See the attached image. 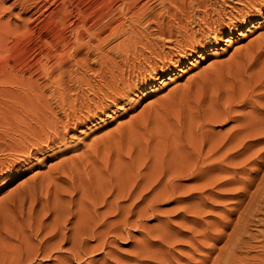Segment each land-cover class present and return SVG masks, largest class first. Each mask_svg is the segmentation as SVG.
<instances>
[{
  "label": "rangeland",
  "instance_id": "rangeland-1",
  "mask_svg": "<svg viewBox=\"0 0 264 264\" xmlns=\"http://www.w3.org/2000/svg\"><path fill=\"white\" fill-rule=\"evenodd\" d=\"M90 1L84 27L77 0H0V264H264V84L257 109L233 107L240 120L215 122L202 149L190 146L199 123L248 93L245 79L264 67L262 0H209L199 25L166 24L171 37L130 21L128 0L94 24L108 0ZM158 1L139 4L158 13ZM246 11L250 23L237 22ZM229 19L237 30L205 40ZM250 50L263 57L242 80L236 64ZM156 75L152 91L138 90ZM187 147L198 176L174 197L156 203V190L131 183L132 196L115 200L128 176L183 167ZM101 189L107 204L94 203ZM111 203L118 216L106 214ZM81 216L91 229L72 237Z\"/></svg>",
  "mask_w": 264,
  "mask_h": 264
},
{
  "label": "bare ground",
  "instance_id": "bare-ground-1",
  "mask_svg": "<svg viewBox=\"0 0 264 264\" xmlns=\"http://www.w3.org/2000/svg\"><path fill=\"white\" fill-rule=\"evenodd\" d=\"M113 1H115V0H108L106 4L104 3V1H101V4H102L101 7L105 8V10L104 9H103L104 11L98 10L97 13H95L96 17H95V19H93L94 24L100 23L101 20L106 19V17H109V15L111 13L109 8H110V5ZM207 1H209V0H159L158 6H160V9H159V12L156 13V12H153V10L151 8L146 6V2H141V4H139L140 0H128L126 4H129V8L126 9V12L128 14H130L129 15L130 21H135V20L140 21L142 18H144L146 22L149 21L151 23V21H153V23L156 24L155 30H156L157 35H160L162 37L163 36L164 37L165 36L171 37L172 36L171 29L166 28L164 26H166V24H169L170 21H174V20L176 21V19L178 20V22H181L182 21L181 16H183L185 19H188V20L190 19L192 23L195 22L197 25H199V23H198L199 20H198V17L196 15L204 13L201 10H203L202 8L205 9L208 7V5H206ZM238 1H240V0H238ZM260 3L264 5V0H262ZM170 4H172V6H175V8L170 6ZM90 6H91L90 0L86 1L84 4H83V0H77L74 8L76 11L75 12L76 13V19L75 20L79 21L78 22L79 26L80 25H82V26L86 25L88 23V21L92 19L93 16H92L91 11H90V9H91ZM81 7H83L84 10H82ZM252 8L249 7L248 8L249 11L250 10L253 11ZM178 9L181 12H179ZM122 11L123 10H120V14L122 13ZM161 11H163V12L160 13ZM256 11L261 15L263 14L261 12V8H257ZM163 13L167 14V16H166L167 18L163 17ZM248 14H249L248 11H246V13L239 14L241 19L238 20L237 22H240L241 24H244V25L247 24L249 21L246 19ZM158 15L160 17L156 18ZM68 16H69L68 14H64V15H60V16L58 15V17H59V18L57 17L58 18V21H57L58 24L60 26L64 27L65 22L68 19ZM144 16H147V17H144ZM106 24H107V22H106ZM235 25H236L235 20H230L229 24H227L226 27H222V26L219 27L218 31H216V33L213 34L212 37H207V38H205V40L207 39L208 42H210V39H212V38L214 40H216V39L221 40L222 39L221 35L224 33V31L226 32L225 28H227L229 34H232V32H233L232 30H234V29L237 30ZM79 26H76L72 30V32L74 33V40L76 42H78L80 39L85 37V32H80L77 30ZM167 27H168V25H167ZM90 28H92V26L91 27L88 26V28L86 27V32H88V30ZM239 28H241V26ZM119 29H120V25L116 24V25H110V26L102 27L101 31L105 32L106 30H108V31H110V33H116L119 31ZM239 34H242V33H239ZM258 45H261V44H258ZM258 45H257V47H258ZM89 47H91V46H89ZM257 47H256V51H257V49L258 50L260 49ZM87 49H88V47H87ZM219 49H221V48H219ZM252 50L248 51L249 53L244 55L245 58L243 57L244 59H241L236 64L238 75L242 78V80H244L243 74H246V72L252 66H255L256 63L259 62L260 58L263 57L262 55H263L264 51L262 52V50H260L258 52H256V51L252 52ZM181 58L186 59V56H182ZM177 70L182 71L181 68H177ZM239 73H243V74H239ZM160 79H161V77H158L156 75L155 78L149 80L150 83L147 81H143L144 83H142V82L140 83L141 86H139L138 90L140 91L141 89L144 88V89H149V91H152L153 89L151 86V82L159 81ZM247 79H245L244 83L247 84L246 86L249 89H248V91H244V92H248V93H243L242 95L238 94L237 97H233V99H231L230 103H228L226 105L227 106L226 108L223 107V109H220V110L212 113L209 117L203 119V121H201V125H200V123L198 125V126H200L198 129L200 132H199V134H197L195 136L194 141L191 142V145H190V146H192L191 148H193V147L196 148L198 146L199 149L200 148L202 149L203 145L205 144V142L207 140V137H209L208 136V132H209L208 130L209 129L206 130V128L211 126L215 122L227 123V122L231 121V119L240 120L239 116L233 115L234 114L233 112H236V111H233V109H232L233 107H242V106L250 104L252 108L257 109L256 104L253 101H251V98H252V93H253L254 89L258 88V87L262 86V84H264V67H262L260 69V71H255L254 76L248 77ZM146 91H148V90H146ZM237 114H239V113H237ZM236 126L240 127V128L242 127V125H239V126L236 125ZM185 149L187 151L188 147ZM197 150L194 152L198 153ZM186 151L182 150L184 155H183V157H181V159L183 160L185 165L183 167H180V168L172 166V168L174 167V170L168 174H164V172H161V171H156V172L151 171L149 174H147L145 176V178H142L139 175V173H137L133 176H128L124 182H118L119 187L115 191V195H116L115 200L116 199L118 200L119 198H121V199L122 198H124V199L128 198L129 199V197L132 196V195L130 196V194L135 190V188L132 189V187H136L140 193H142L145 190H156L155 194L152 197L156 203H161V202H163V200L169 199L170 197H174L176 192H177V188H178L177 183H179L180 180L187 179V178L191 179V178L198 176V175H196V173H197L196 170L194 172V170L191 169L193 166V164H192L193 157H190L191 153H188L189 151H187V155H186L185 154ZM194 159H196V158H194ZM140 181L145 182V185L140 186V184H141V183H139ZM131 183L133 185L134 184H136V185L132 186V187H130V186L127 187L128 185H132ZM109 193H110V190L101 189L100 195L97 197L95 196V198H97V199L95 200L94 203L101 202V198H102L104 200L105 204H107L108 202L105 200V198H106V195H108ZM120 201L121 200H118L117 202H119V204H120ZM119 204L115 206L113 203H111L110 208L108 209L106 214L109 215L110 213L115 212L114 215L118 216L119 215V208L121 209V206H119ZM122 210H123V208H122ZM130 210L131 209H129L128 212L124 213L123 218L125 220L124 219L122 220L123 223L127 222L129 220L127 217V214H130ZM78 219L79 220L77 221L76 226H75V234H73L72 237H76V235L79 233L82 234L84 231L83 232H81V231L84 228L90 230L91 228L88 227V224L91 225V224H93V221H94V219H91L90 216H88L87 218L85 216H81ZM119 221H117V222H119ZM119 226L120 225H118V227ZM62 239H63V237H62ZM63 241H64V239H63Z\"/></svg>",
  "mask_w": 264,
  "mask_h": 264
}]
</instances>
